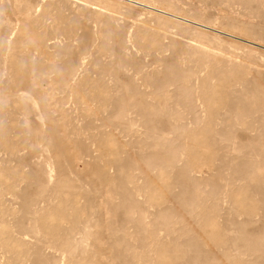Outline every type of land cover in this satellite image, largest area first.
I'll use <instances>...</instances> for the list:
<instances>
[{"label":"rangeland","instance_id":"1","mask_svg":"<svg viewBox=\"0 0 264 264\" xmlns=\"http://www.w3.org/2000/svg\"><path fill=\"white\" fill-rule=\"evenodd\" d=\"M0 264H264V0H0Z\"/></svg>","mask_w":264,"mask_h":264},{"label":"bare ground","instance_id":"2","mask_svg":"<svg viewBox=\"0 0 264 264\" xmlns=\"http://www.w3.org/2000/svg\"><path fill=\"white\" fill-rule=\"evenodd\" d=\"M156 8V7H155ZM157 9V8H156ZM159 11H161L160 9H159ZM163 11V13H166V14H168V15H171V16H174V17H177L178 19L180 18V19H185V20H187L186 18H183V17H181V16H178V15H175L174 13L172 14L171 12H168V11H166V10H162ZM177 18H174V19H176L177 20ZM184 20V21H185ZM191 23V22H190ZM202 24V23H201ZM202 26V25H201ZM232 37H235V38H240L239 36H236V35H234V34H230ZM242 39V38H241ZM245 40V39H244ZM245 41H247V43L248 42H250L251 43V41H248V40H245ZM246 43V44H247ZM257 43V42H256ZM249 44V43H248ZM251 46V45H250Z\"/></svg>","mask_w":264,"mask_h":264}]
</instances>
